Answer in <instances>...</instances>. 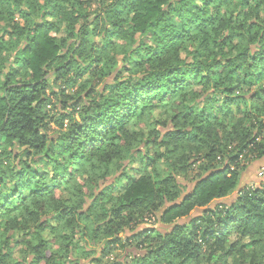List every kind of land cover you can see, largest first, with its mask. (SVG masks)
Segmentation results:
<instances>
[{
    "label": "trees",
    "instance_id": "16d2710c",
    "mask_svg": "<svg viewBox=\"0 0 264 264\" xmlns=\"http://www.w3.org/2000/svg\"><path fill=\"white\" fill-rule=\"evenodd\" d=\"M111 2L89 20L83 0H0V54H9L0 66V186L11 185L0 196V218L31 208L47 220L76 212L88 219L91 209L67 205L62 189L76 183L79 194L94 196L112 168L131 160L135 116L174 98L202 100L201 115L187 109L183 129L176 116L178 131L168 137L176 148L196 142L206 175L187 194L179 182L185 167L177 164L162 180L144 175L106 212L102 234L96 229L110 250L124 246L125 228L148 217L171 226L144 230L136 238L145 254L114 264H264L256 255L264 253V171L258 185L239 190L243 160L264 159V0ZM115 38L135 48L131 74L138 77L98 90L118 64ZM188 44L196 47L192 62L182 58ZM86 76L93 86L70 105L65 90L81 88ZM54 99L61 106L55 114ZM242 106L258 116L255 129H247ZM77 115L83 123L66 134L65 122ZM237 190L236 201H223ZM37 241L32 264H71V247L53 253ZM10 252V240L0 243V264Z\"/></svg>",
    "mask_w": 264,
    "mask_h": 264
},
{
    "label": "rangeland",
    "instance_id": "374dc122",
    "mask_svg": "<svg viewBox=\"0 0 264 264\" xmlns=\"http://www.w3.org/2000/svg\"><path fill=\"white\" fill-rule=\"evenodd\" d=\"M83 1L86 2L83 5L85 9L84 13L88 16L87 19L89 20H92L98 11L107 8L112 3L111 0ZM97 3L100 6H97ZM1 26L3 27V25ZM62 36L63 33L58 37ZM5 38L7 39L6 36ZM138 38L139 36L135 39L138 40ZM92 39L98 41V38L95 39L94 37ZM115 39L114 41H117L118 52L116 55L118 64L114 70L106 72L107 75L104 82H99L96 88L98 90H102L105 85L115 82L116 79L128 82L132 78L138 77L136 74H131L133 66H131L130 61L132 57H136L134 52L132 53L131 51H134L135 48L126 45L123 40ZM144 42L146 44L150 43L148 39ZM187 48L188 51L182 54V58L192 62L193 58L189 56V53H193L196 47L194 49L193 46H189L188 44ZM6 57H9L7 52L0 54V66ZM101 67L104 68L103 64ZM87 81L91 80L86 76L79 82L78 86L81 85V88L77 87L72 91L69 89L65 90L70 105L74 103L70 99L75 98L77 93H80L81 90L88 91L93 86L94 82L88 85ZM81 95L84 96L85 92L82 91ZM54 102L58 104V108L55 111L54 109L52 110L53 114L61 109L59 101L54 99ZM217 107H220L219 103L215 105V108ZM189 108L194 110L195 115L200 116L205 105L202 100L191 102L189 99L174 98L166 100L151 112L135 116L129 128L133 135L131 142L134 149L131 160L126 162L124 167L119 164L112 168L110 180L105 185H100L99 190H95L94 196L89 197L86 195V193H89L88 189L83 190L84 194H79L76 191V183L72 184L73 186L70 185L62 189L60 196L67 205H71L73 209L78 208L83 213L91 209L87 213L89 214L88 219L81 220L78 212L74 210L76 214L73 218L69 217L66 219L64 218V214H60L62 217L54 214L47 220L46 217L40 218L41 215L36 216L34 213L37 210H31V208L30 212H26L24 208H20L16 214L14 211L10 216L0 218V243L9 240L11 242V252L10 257L7 259V264H32L33 258L30 254L38 245L37 235L42 240L50 243L53 253L67 251V248L71 247V264H114L142 257V254H145V246L136 237L146 229H155L165 233L171 228V226L161 224L159 216L148 217L146 220H141L137 224L125 228L119 236L124 246H114L110 250L105 247L106 242L101 238L96 228H100L99 231L101 233L102 228L105 226L106 212H109L113 204L122 197L125 191L144 175L153 177L158 175L159 179L162 180L170 174L174 166L176 168L177 164L180 167H185L184 176L179 178V182L186 194L193 190L194 181L206 175L209 163L204 159L200 146L196 142H189L184 144V146L176 148L173 136L168 137L170 133L178 131L172 122L176 116L180 115L181 127L179 129L186 128L184 126L187 124L182 121V118ZM241 111L242 116L246 119L247 129H255L256 127H253L254 122L252 120L258 116L245 106L241 107ZM215 114L217 115L216 117L221 116L219 112ZM239 116H241L240 112L236 115V118H239ZM57 127L54 123L51 124L52 133L57 132ZM251 157L249 156L246 160H243L242 165L244 168L239 190L247 186L258 185L259 175L264 171V159L256 161ZM214 165L221 166L220 163H215ZM123 173L125 176H123ZM239 190L231 193L223 201L225 203L236 201ZM27 194L26 192L22 193L23 197ZM19 203L18 205H21ZM48 222L49 225H46ZM43 225L45 227H42ZM261 253V251L256 252V255L264 262V253ZM17 254L23 257V259L17 260ZM249 261L250 259H247V262H244V264H248ZM202 264H206V260Z\"/></svg>",
    "mask_w": 264,
    "mask_h": 264
},
{
    "label": "clouds",
    "instance_id": "9594fccd",
    "mask_svg": "<svg viewBox=\"0 0 264 264\" xmlns=\"http://www.w3.org/2000/svg\"><path fill=\"white\" fill-rule=\"evenodd\" d=\"M79 123H83V118L81 115H77L74 120H70V121L65 122V133L66 134L69 133L70 129L74 128L75 125L79 124ZM88 132H89V130L86 129L85 130V136L88 135ZM10 188H11V185H9L7 189H5L3 186H0V196L9 194ZM5 251H7L6 248H5ZM16 258H17V260L23 259V257H21L19 254H17Z\"/></svg>",
    "mask_w": 264,
    "mask_h": 264
},
{
    "label": "built area",
    "instance_id": "2783aa9c",
    "mask_svg": "<svg viewBox=\"0 0 264 264\" xmlns=\"http://www.w3.org/2000/svg\"><path fill=\"white\" fill-rule=\"evenodd\" d=\"M260 175H262V174H260Z\"/></svg>",
    "mask_w": 264,
    "mask_h": 264
}]
</instances>
